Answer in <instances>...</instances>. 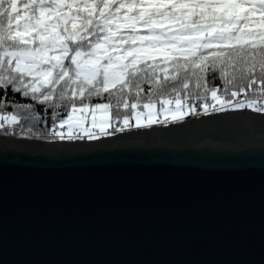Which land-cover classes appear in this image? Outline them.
<instances>
[{
  "label": "water",
  "instance_id": "obj_1",
  "mask_svg": "<svg viewBox=\"0 0 264 264\" xmlns=\"http://www.w3.org/2000/svg\"><path fill=\"white\" fill-rule=\"evenodd\" d=\"M260 115L96 141L0 135V264H264Z\"/></svg>",
  "mask_w": 264,
  "mask_h": 264
},
{
  "label": "snow or ice",
  "instance_id": "obj_2",
  "mask_svg": "<svg viewBox=\"0 0 264 264\" xmlns=\"http://www.w3.org/2000/svg\"><path fill=\"white\" fill-rule=\"evenodd\" d=\"M245 109L264 121V0H0L6 136L96 141Z\"/></svg>",
  "mask_w": 264,
  "mask_h": 264
},
{
  "label": "trees",
  "instance_id": "obj_3",
  "mask_svg": "<svg viewBox=\"0 0 264 264\" xmlns=\"http://www.w3.org/2000/svg\"><path fill=\"white\" fill-rule=\"evenodd\" d=\"M217 75H218V73H217ZM216 84H218V85L220 84V81L218 79L216 80ZM14 95H15V99H16L17 102H20V103H33L30 100V98H23L19 94H14ZM85 102L87 103L88 101H85ZM109 102L110 101H109V98H108L107 94H105V96L103 97V99H100V98H92V100H91V103H109ZM111 102L112 103H115V97L112 98ZM7 110L8 111H12L13 109L8 108ZM113 111H115V110H113ZM120 111L121 112H130L129 109H123V108H121ZM110 114H112V113H110ZM132 122L134 123V121H132ZM50 126L51 125H48V127H50ZM15 131H18V129H15ZM0 135H4V134L3 133H0ZM11 137L23 138V137H19V136H11Z\"/></svg>",
  "mask_w": 264,
  "mask_h": 264
},
{
  "label": "built area",
  "instance_id": "obj_4",
  "mask_svg": "<svg viewBox=\"0 0 264 264\" xmlns=\"http://www.w3.org/2000/svg\"><path fill=\"white\" fill-rule=\"evenodd\" d=\"M188 118H190V117H188Z\"/></svg>",
  "mask_w": 264,
  "mask_h": 264
},
{
  "label": "rangeland",
  "instance_id": "obj_5",
  "mask_svg": "<svg viewBox=\"0 0 264 264\" xmlns=\"http://www.w3.org/2000/svg\"><path fill=\"white\" fill-rule=\"evenodd\" d=\"M191 118V117H190Z\"/></svg>",
  "mask_w": 264,
  "mask_h": 264
}]
</instances>
